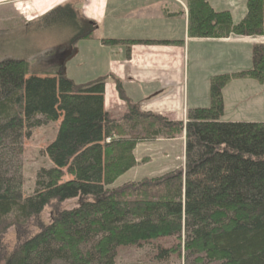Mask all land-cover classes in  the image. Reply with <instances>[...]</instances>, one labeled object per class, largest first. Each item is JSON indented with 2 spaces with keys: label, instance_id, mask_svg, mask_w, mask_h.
Returning <instances> with one entry per match:
<instances>
[{
  "label": "trees",
  "instance_id": "obj_1",
  "mask_svg": "<svg viewBox=\"0 0 264 264\" xmlns=\"http://www.w3.org/2000/svg\"><path fill=\"white\" fill-rule=\"evenodd\" d=\"M186 7L192 36H264V0H246L238 23L207 0ZM78 12L65 3L42 19L68 29L74 45L95 29ZM63 67L0 61V264H116L128 247H149L158 263L264 264V122L222 120L232 78L264 82L262 45L253 46L250 69L213 75L209 105L187 108L184 120L144 110L115 77L124 106L113 114L104 106L107 76L76 83ZM50 123L56 134L41 151L49 165L24 194L23 141ZM181 135L182 166L116 184L137 164L138 144ZM69 200L75 206L64 207Z\"/></svg>",
  "mask_w": 264,
  "mask_h": 264
},
{
  "label": "crops",
  "instance_id": "obj_2",
  "mask_svg": "<svg viewBox=\"0 0 264 264\" xmlns=\"http://www.w3.org/2000/svg\"><path fill=\"white\" fill-rule=\"evenodd\" d=\"M207 1L215 12H229L233 23L246 13V0ZM65 3L95 23V29L90 38L69 45L68 29L58 27L60 50L44 51L56 55L49 67L62 65L64 71L65 65L83 51L91 53L89 64L95 70L94 78L107 76L104 106L110 112L124 106L111 77L119 79L125 96L144 110L184 120L187 108L209 105V80L213 75L250 69L254 45L263 46L264 59V36L212 38L189 34L187 0H0V7L12 11L16 18L11 17L13 25L17 20L25 28ZM108 39L119 42L105 44L103 40ZM85 63L79 59L76 66ZM222 95L224 114L227 103L236 116L248 117L230 121L264 122V82L232 78ZM182 147L184 151V144Z\"/></svg>",
  "mask_w": 264,
  "mask_h": 264
},
{
  "label": "rangeland",
  "instance_id": "obj_3",
  "mask_svg": "<svg viewBox=\"0 0 264 264\" xmlns=\"http://www.w3.org/2000/svg\"><path fill=\"white\" fill-rule=\"evenodd\" d=\"M181 4L179 1H177ZM13 5V4H9ZM182 6V5H181ZM7 6L0 7V61L3 59H24L33 71L51 70L49 67L53 64L54 54H45L44 51L60 50L57 44L61 41L56 38L58 26L56 22L50 24L49 17L40 22H34L24 28L23 22L15 25L11 17L15 18L11 10L8 12ZM10 13V14H9ZM10 15V19L8 18ZM16 19V18H15ZM53 26V27H52ZM56 32V33H55ZM60 33V31H59ZM55 41V42H54ZM62 44V43H61ZM57 45V46H56ZM55 48V49H54ZM71 54V51H69ZM83 51L81 55L75 57L65 65V74L76 83H83L94 78V71L91 69L89 57L91 53ZM93 55V54H92ZM85 60L83 67H77L76 62ZM55 63V62H54ZM89 64V65H88ZM248 111V110H247ZM120 112L116 109L114 113ZM235 112V113H234ZM236 111L230 109L226 103V113L222 120H245L248 117L236 116ZM249 113V111H248ZM239 114V113H238ZM235 115V116H234ZM56 134V124L50 123L35 128L29 139L23 141V154L21 156L22 175H23V193L28 194L33 190L34 176L40 166L49 165L41 151L45 145L52 140ZM183 135L174 139L160 138L152 143H140L136 146L134 154L137 164L125 174L116 180V184H122L127 181L138 180L142 177L155 176L165 171L177 168L183 165L184 153ZM76 200H69L63 203L64 207L72 208ZM48 217V210L43 214ZM14 229L9 228L4 235L3 242L7 247H12L14 243ZM116 264H179L176 260L166 263L154 262L149 257V247L134 248L128 247L120 250Z\"/></svg>",
  "mask_w": 264,
  "mask_h": 264
},
{
  "label": "flooded vegetation",
  "instance_id": "obj_4",
  "mask_svg": "<svg viewBox=\"0 0 264 264\" xmlns=\"http://www.w3.org/2000/svg\"><path fill=\"white\" fill-rule=\"evenodd\" d=\"M60 56H62V57H63V56H64V55H63V53H62ZM62 57H60V59H62Z\"/></svg>",
  "mask_w": 264,
  "mask_h": 264
},
{
  "label": "water",
  "instance_id": "obj_5",
  "mask_svg": "<svg viewBox=\"0 0 264 264\" xmlns=\"http://www.w3.org/2000/svg\"><path fill=\"white\" fill-rule=\"evenodd\" d=\"M64 72H65V69H64Z\"/></svg>",
  "mask_w": 264,
  "mask_h": 264
}]
</instances>
